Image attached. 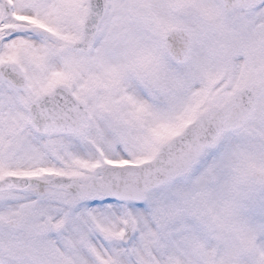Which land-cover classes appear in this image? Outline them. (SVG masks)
<instances>
[{
    "label": "snow or ice",
    "instance_id": "snow-or-ice-1",
    "mask_svg": "<svg viewBox=\"0 0 264 264\" xmlns=\"http://www.w3.org/2000/svg\"><path fill=\"white\" fill-rule=\"evenodd\" d=\"M0 264H264V0H0Z\"/></svg>",
    "mask_w": 264,
    "mask_h": 264
}]
</instances>
